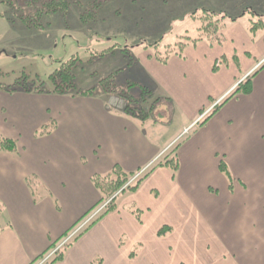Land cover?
Listing matches in <instances>:
<instances>
[{"label":"crops","instance_id":"crops-1","mask_svg":"<svg viewBox=\"0 0 264 264\" xmlns=\"http://www.w3.org/2000/svg\"><path fill=\"white\" fill-rule=\"evenodd\" d=\"M208 4L210 11L236 18L223 21V44L197 42L165 64L152 54L133 56L129 81L194 111L182 130L255 73L250 93L235 95L204 125H194L174 153L176 173L153 170L55 264H122L124 229L173 241L188 257L175 264H194V257L198 264H264V35L252 39L243 14ZM261 26L264 32V21ZM218 64L221 72L211 67L205 75L202 65ZM94 96L0 90V136L17 145L14 153L0 152V264H32L96 208L100 195L92 176L114 167L133 174L166 154L160 155L165 147L156 144L147 122L123 113V106L112 111ZM51 121L55 128L38 136ZM220 160L232 175V192L218 171ZM163 227L168 231L159 237Z\"/></svg>","mask_w":264,"mask_h":264},{"label":"rangeland","instance_id":"rangeland-1","mask_svg":"<svg viewBox=\"0 0 264 264\" xmlns=\"http://www.w3.org/2000/svg\"><path fill=\"white\" fill-rule=\"evenodd\" d=\"M66 1L69 3L66 14L43 11L40 16H35L32 12L36 8H32L14 14L16 23L13 26L0 17V85L11 86L17 79L26 76L29 81H41L49 87L48 77L59 66L56 60L65 62L74 55L79 59L74 70L76 89L84 91L92 87L97 88L100 77L102 80L106 78L102 77L103 75L112 74L116 75L114 84L125 85L130 82L129 75H132L130 72L133 63L129 64L133 62V56L152 54L155 60V48H144L147 44L159 42L156 51L163 53L167 47L177 44L183 36L194 39L199 34L197 29L202 26V11H210L209 0H100V3L98 0ZM225 1L221 0L218 4L219 1L210 0V3L217 10L224 8L228 14H243L241 23L247 26L252 39L254 36L258 38L264 35L260 27L252 31L259 21H264V0H227L224 6ZM236 3L239 7L235 6ZM12 5L9 7L0 3V15L15 12ZM39 5L40 3H36L35 7ZM194 12L196 15L193 19L191 14ZM24 14L32 27L38 23L45 29L38 31L29 28L21 20ZM87 14L88 20L83 23L81 18ZM136 45L139 46L135 47ZM104 51L106 54H103ZM100 52L102 55H98ZM202 66L208 69L209 73L205 75H211L210 70L214 65ZM221 67L224 66L216 65V72H219ZM133 92L135 94L137 91ZM95 96L97 99V96H100L102 101L111 105L112 111L124 106L122 99L114 94L106 95L97 91ZM156 99L160 101L150 111ZM141 108L147 111L146 122L150 134L153 133L157 139L156 144L162 145L161 150L165 147L160 155L166 150V154H170L179 142L176 141L185 138L192 131L193 127L184 135L182 127L189 125V120L196 113L182 107L173 98L153 95L151 99L146 98L141 102ZM198 118L201 119L200 116ZM167 141L170 142L165 143ZM164 155L154 166L163 161ZM149 166L142 169V172ZM259 166L264 169V160L259 162ZM120 239L122 264H175L181 257H187L182 249L171 246L173 241L149 238L148 235L136 233L131 229H124ZM132 252L136 258L130 260L127 256ZM193 260L194 264H198L195 257ZM201 262L204 263V259Z\"/></svg>","mask_w":264,"mask_h":264},{"label":"trees","instance_id":"trees-1","mask_svg":"<svg viewBox=\"0 0 264 264\" xmlns=\"http://www.w3.org/2000/svg\"><path fill=\"white\" fill-rule=\"evenodd\" d=\"M100 0H98V3ZM0 3L3 5L10 4L14 11L6 12L5 14L0 15L1 18H4L10 25H15L16 19L13 15L18 12H26L32 8L34 11L32 12L35 16H40L43 11H48L51 14H66L69 9V3L66 0H0ZM35 3V4H34ZM36 3H40L39 6L35 7ZM94 6V4L90 7V9ZM87 12V11H86ZM197 12V11H196ZM196 12L191 14L193 18L196 15ZM29 13V12H28ZM91 13V12H90ZM88 15L81 18L82 22H87ZM21 16V15H20ZM21 20L24 24H26L29 28L41 31L45 29V27L41 24H34L33 27L28 22V17L24 14V17L21 16ZM20 18V17H18ZM229 20L230 22H234L236 18L228 17L224 15V13H215L208 10H203L200 16V21L202 22V26L197 29L199 34L195 39H190L189 37H182L177 44H174L172 47H167L163 53L156 51V46L159 42H154L152 44H147L144 48L154 46V58L160 64H165L170 56L175 55L177 57H182L184 50L190 46L195 45L197 42H206L209 45H221L224 43L223 37V27L224 20ZM205 21V23H204ZM262 21L256 25V27L252 28V31H256L257 27H262ZM142 43H146L145 41H141ZM136 45L135 47H138ZM106 51V50H105ZM103 52V54L105 53ZM111 51V50H110ZM109 52V51H106ZM106 54V53H105ZM98 55H102V53H98ZM125 59L127 57H124ZM130 58V57H129ZM79 59L77 55L72 56L69 60L63 62L56 60V63L59 65L54 72L49 75L48 82L50 83L49 87L44 82L39 81H29L26 76L20 77L17 79L13 85L11 86H2L0 85V90L5 91L6 93L12 94L15 92H23V93H35V94H44V95H59V96H69V97H91L95 95V92H103L106 95H116L118 98L122 99L124 102L123 113L128 114L132 117L137 118L142 123H145L147 119L145 116L147 115V111L141 108V102H144L146 98H152V92L144 87L143 85L127 82L125 85H117L114 84V78L116 75L112 74L104 79H100L98 83V87H92L90 89L80 91L76 89L75 86V74L74 70L77 67ZM131 62V61H130ZM132 65V62L129 64ZM264 68L262 65L259 69ZM213 72H216V65H214ZM255 76V73L251 76L246 77L233 91L227 96L220 104L213 107L209 116L205 117L200 123L199 126L204 125L210 118L213 116L226 102H228L231 98H233L237 94H249L251 91V79ZM133 90L137 92L134 94ZM160 100L156 99L152 106L150 107V111L153 110V107L158 104ZM55 128V123L53 121L49 122L46 125H43L38 129L36 134L38 136H43L50 133ZM178 144L173 149V151L168 154L162 162L157 163L154 167H152L145 175L136 180L132 184H128L129 180L132 177V174L123 172L119 167H114L110 173L105 175H94L91 177V182L98 191L100 195V200L98 205L107 203L106 208L103 213L93 222L90 226H88L81 234H79L74 241H76L80 236H82L85 232H87L92 226H94L98 221H100L104 216L113 212L116 208V201L118 198L125 193H133L137 190L142 181H144L149 174L158 167H166L169 169L172 174H175L178 170V161L176 156L174 155L175 151L178 148ZM17 149L16 142L12 139L4 138L0 136V152L5 153H14ZM218 171L224 176L228 183V189L230 192L233 191V178L230 174L227 165L223 160H220L218 163ZM33 185L32 181H28V184ZM32 193L35 194L34 186H32ZM97 205V206H98ZM90 212V211H89ZM88 212V213H89ZM3 213V206L0 203V215ZM86 213V215L88 214ZM135 213V212H134ZM85 215V216H86ZM1 231V229H0ZM165 231H168L166 227H163L158 232V236H164ZM68 232L63 235L65 237ZM62 237V238H63ZM73 241V242H74ZM55 245V244H54ZM50 248L52 249L53 246ZM67 245L62 246L59 250L55 252L52 259L47 264H55L61 262L64 257V251ZM49 249V250H50ZM48 250V251H49ZM46 253V252H45ZM135 253L132 252L129 255V258H134ZM43 257V255L38 258Z\"/></svg>","mask_w":264,"mask_h":264},{"label":"built area","instance_id":"built-area-1","mask_svg":"<svg viewBox=\"0 0 264 264\" xmlns=\"http://www.w3.org/2000/svg\"><path fill=\"white\" fill-rule=\"evenodd\" d=\"M189 128L184 129L183 133L184 135L188 133ZM139 175L135 176L130 182H133ZM103 208V207H102ZM102 208L98 209L97 211H95L90 217H88L83 223H81V225H79L64 241H62L59 246L52 252L48 253L41 261H39L37 264H46L55 254V252L57 250H59L62 246H64L65 244H67L71 239L74 238V236L79 233L91 220H93L95 218L96 215L99 214V212H101Z\"/></svg>","mask_w":264,"mask_h":264}]
</instances>
